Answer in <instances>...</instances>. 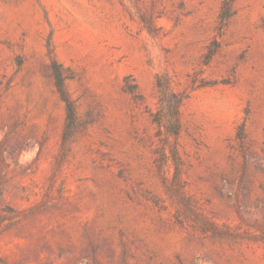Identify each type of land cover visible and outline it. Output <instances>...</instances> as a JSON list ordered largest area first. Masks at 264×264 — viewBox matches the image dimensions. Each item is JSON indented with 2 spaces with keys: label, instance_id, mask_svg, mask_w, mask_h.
Returning <instances> with one entry per match:
<instances>
[{
  "label": "rangeland",
  "instance_id": "1",
  "mask_svg": "<svg viewBox=\"0 0 264 264\" xmlns=\"http://www.w3.org/2000/svg\"><path fill=\"white\" fill-rule=\"evenodd\" d=\"M0 264H264V0H0Z\"/></svg>",
  "mask_w": 264,
  "mask_h": 264
},
{
  "label": "trees",
  "instance_id": "2",
  "mask_svg": "<svg viewBox=\"0 0 264 264\" xmlns=\"http://www.w3.org/2000/svg\"><path fill=\"white\" fill-rule=\"evenodd\" d=\"M55 76H56V79H57L58 89L61 92L63 98L67 101L70 118H73L74 117L73 106H72L71 101L69 100V98L67 96V93L65 91L64 82H63V76L61 74V71H60L58 65H55Z\"/></svg>",
  "mask_w": 264,
  "mask_h": 264
}]
</instances>
